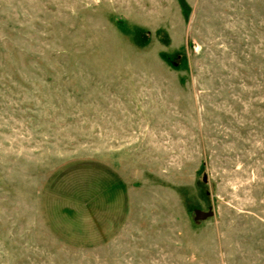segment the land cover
Instances as JSON below:
<instances>
[{"label":"rangeland","instance_id":"374dc122","mask_svg":"<svg viewBox=\"0 0 264 264\" xmlns=\"http://www.w3.org/2000/svg\"><path fill=\"white\" fill-rule=\"evenodd\" d=\"M0 264H264V0H0Z\"/></svg>","mask_w":264,"mask_h":264}]
</instances>
